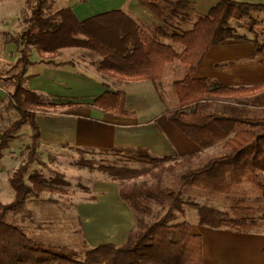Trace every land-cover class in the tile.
<instances>
[{
	"label": "trees",
	"instance_id": "obj_1",
	"mask_svg": "<svg viewBox=\"0 0 264 264\" xmlns=\"http://www.w3.org/2000/svg\"><path fill=\"white\" fill-rule=\"evenodd\" d=\"M49 1H28L32 13L24 20L22 32L14 38L20 46L24 45L18 48L22 65L19 73L6 78L12 86L7 96V108L17 110L20 117L6 126H1L0 121V163L11 141L26 124L32 129V141L28 160L10 177L14 201L0 204V264H204L203 237L194 232L191 222L176 221L177 214H185L186 201L182 192L168 191L164 194L166 197H162L156 187L151 188L148 196L137 184L131 185L132 179L152 172L154 167L146 171L104 163L99 167L114 177L124 179L120 195L137 219L136 226L121 245L103 244L82 255L67 246L43 245L8 222L9 214L22 212L32 197L39 198L44 192L67 193L66 186L69 185L60 173L46 178L42 173L34 172L26 179L32 164L38 159L37 148L42 137L38 113L47 108H58L24 86L30 47L48 53L68 47L90 49L103 58L98 68L101 73L128 82H161L168 64L179 61L185 65V77L174 83L178 107L168 113V119L202 149L223 142L226 152L203 160L200 153L188 154L167 168L177 170L185 167L181 177L185 186L216 193L239 194L244 192V183L252 184L262 193L261 221L254 214L257 200L246 202L242 208L241 199L237 206L241 209L232 216L213 206L196 202L191 206L199 212L201 225L240 232H264V82L255 86L230 87L217 79L195 78L209 50L228 42H252L257 49L256 60L264 66V42L248 36V33H257V26L264 21L260 16L264 14V4L219 0L209 14L199 16L191 27L185 28V22L190 20L189 0H139L168 25L183 32V35L165 34L183 45L179 52L173 44L161 40L148 25L124 10L81 20L71 8L48 13ZM154 30L160 31L158 28ZM216 101L263 109L260 114L220 112L213 108ZM91 106L106 112L115 111L122 116L131 114L125 108L124 91L106 92ZM101 151L115 153L117 150ZM119 151L131 161L154 166L173 160L170 156H153L146 149ZM79 164L95 168L93 160L82 159ZM154 199L162 206L168 200V211L155 216L152 208Z\"/></svg>",
	"mask_w": 264,
	"mask_h": 264
},
{
	"label": "crops",
	"instance_id": "obj_2",
	"mask_svg": "<svg viewBox=\"0 0 264 264\" xmlns=\"http://www.w3.org/2000/svg\"><path fill=\"white\" fill-rule=\"evenodd\" d=\"M28 1L0 0L1 7L7 8L0 13V18L2 20L11 19V24L7 25L8 27L14 26L18 20L17 23L21 29L18 31L22 32L24 20L32 13ZM235 1L264 4V0ZM189 2L190 20L185 22V28L191 27L199 16L209 14L219 3V0H189ZM25 6L28 8L26 9ZM66 8L73 9L81 20L113 10H124L148 25L161 40L167 44H173L177 50L180 48L179 52L183 50V45L172 41L169 36L165 35H183V32L168 25L139 0H50L46 10L48 13H56ZM262 15L260 14V16ZM156 28L160 31L154 30ZM19 47L23 48L24 45L20 46L14 38L2 43L1 48L5 51L2 54L4 66L12 65L13 62L18 61L20 58ZM256 55V46L250 41L228 42L213 46L198 67L195 78L217 79L225 86L230 87L255 86L264 82V66L256 60ZM29 60L24 86L43 98H51L52 102L50 103L58 106L52 111L42 112V115L61 118L58 126L61 134H59V142L64 145L76 146L84 151L94 149L127 151L141 148L156 157L170 156L174 162L192 153H200V159L203 160L206 159L204 157L209 152L215 153V156L226 152L223 142L202 149L175 125L176 129H170L171 133L168 134L158 123L159 119L162 115L168 119V113L176 109L178 105L172 109L164 110V112L161 111L154 117L139 121L138 111L132 106V98L134 94L145 88L143 86L151 87L154 96L158 97L154 84L156 82H128L112 75L103 74L98 70L103 61L102 56L90 49L68 47L56 53H48L30 47ZM177 62L179 61L168 64L166 71L171 66L177 67ZM9 76L5 69L0 71V81L6 80ZM118 91L126 93L125 108L132 115L122 116L115 111L106 112L91 106L104 93ZM7 96L8 92L0 87V104L7 101ZM63 97L78 100H54ZM213 108L220 112L233 114H260L263 109L255 106L237 105L228 101H216ZM42 115L38 114V118ZM38 123L41 128L39 119ZM69 130L73 132V139L71 141L62 140ZM41 132L42 137L39 143L45 140L42 129ZM52 144L54 143L49 145ZM262 165L264 167V157ZM193 230L203 237L204 264H264V232L227 231L201 224H199L198 232L194 227Z\"/></svg>",
	"mask_w": 264,
	"mask_h": 264
},
{
	"label": "rangeland",
	"instance_id": "obj_3",
	"mask_svg": "<svg viewBox=\"0 0 264 264\" xmlns=\"http://www.w3.org/2000/svg\"><path fill=\"white\" fill-rule=\"evenodd\" d=\"M25 8L28 7L25 6ZM4 10L7 8H2L0 4V13ZM261 17L264 18V14ZM10 20L0 18V71L4 69L10 71L8 74L11 76L19 73L22 56L20 54L18 61L13 62L12 65L4 66L2 54L5 51L1 48L2 43L16 38L21 33L19 32L21 29H19L18 20L14 26H7L11 24ZM240 31L247 33L246 30L240 29ZM256 32L255 34L248 33V36L250 38L257 37L264 42V21L257 26ZM177 63V67L171 66L166 71L163 81L154 83L158 97L154 96L149 86H143L145 88L139 92L142 94H134L132 106L138 111L139 121L154 117L161 111L164 112V110L172 109L178 105L174 83L185 77L186 67L181 62ZM0 87L7 92L12 89L10 81L7 80L0 81ZM44 99L46 102H52L49 97ZM69 99L78 100L70 97L54 100ZM50 110L52 111L53 108H47L46 111H40L38 114L42 115V112H49ZM19 117L20 114L17 110L7 108V102L0 104L1 126L9 125ZM38 119L45 140H42L38 145V159L32 164L26 179L34 172L42 173L46 178L55 177L60 173L69 183L66 186L68 191L67 193L44 192L39 198L32 197L22 212L17 215L9 214L7 220L14 226L23 229L29 236L37 239L43 245L49 247L67 246L83 255L87 250L103 244L121 245L124 243L130 231L136 226L137 219L130 206L124 202L120 195L122 184L125 183L124 179L102 171L99 167L103 163L105 165L115 164L120 167L138 168L144 171L154 167L152 172L141 174L136 179L127 181H130L131 185L137 184L148 196H150L151 188L156 187L160 189L159 194L162 197H166L168 191L182 192L183 199L186 201L185 214H177L176 221L191 222L196 232H198L199 227V212L191 206L192 202L216 207L232 216L241 209L237 207L241 199H243L242 208L246 206V202L257 200L258 205L254 214L256 219L261 221L263 215L262 193L250 183L243 184L244 192L231 195L185 186L181 178L186 170L185 167L177 170L167 168L174 161L154 166L150 163L131 161L119 151L120 149H116L115 153H108L96 149L84 151L76 146L64 145L59 142L58 126L61 118L42 115ZM158 123L168 134L171 133L170 129H176L163 115ZM31 134L30 125H24L17 133L16 139L11 141L10 148L5 151V156L0 163V204L12 203L15 199L14 189L10 185V177L16 169L28 160L32 141ZM65 134L62 140L71 141L73 139L71 130ZM52 142L54 144L49 145ZM213 156L215 153L209 152L204 158ZM82 159L93 160L95 168L91 169L80 165L79 162ZM152 201L155 216L168 211V200H166L165 206H162L156 199Z\"/></svg>",
	"mask_w": 264,
	"mask_h": 264
}]
</instances>
